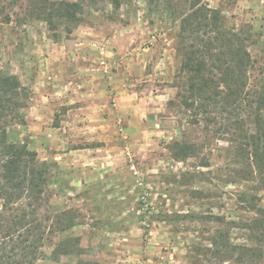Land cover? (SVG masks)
I'll return each mask as SVG.
<instances>
[{"label":"rangeland","instance_id":"1","mask_svg":"<svg viewBox=\"0 0 264 264\" xmlns=\"http://www.w3.org/2000/svg\"><path fill=\"white\" fill-rule=\"evenodd\" d=\"M95 1L78 26L50 29L35 0H0V70L27 89L25 124L9 138L50 168L41 201L25 205L44 231L35 264H264L208 249L214 231L246 218L238 197L252 183L182 101L183 44L197 40L181 39V20L195 0ZM198 2L246 39L261 77L264 0ZM174 140L204 147L178 161ZM249 233L232 228L229 242L264 246Z\"/></svg>","mask_w":264,"mask_h":264},{"label":"trees","instance_id":"2","mask_svg":"<svg viewBox=\"0 0 264 264\" xmlns=\"http://www.w3.org/2000/svg\"><path fill=\"white\" fill-rule=\"evenodd\" d=\"M35 2L38 18L50 29L58 22L69 29L78 26L83 20L84 6L96 4L95 0ZM124 2L110 0L114 10ZM198 4L195 0L193 10L181 20V39L186 40L190 32L197 40L193 45L183 44L182 101L194 111L195 123H204L211 132V140L226 143L221 148L233 154V162L240 165L238 172L245 174L243 181L252 183V187L245 185L246 190L238 197L246 218L231 219L228 230L214 231L208 249L227 259L237 251L243 256L261 257L264 246L235 245L229 242V236L230 229L237 227L249 230L251 238L264 244V196L257 192H264V72L252 79L256 59L246 39L240 32L225 28L219 10ZM26 90L16 75L0 70V264H35L43 254L42 224L25 205L33 207L41 201L50 168L39 164L37 151L27 143L9 138L14 122L25 124L21 109L27 106ZM203 147L186 140H174L167 145L172 158L178 161L197 156ZM201 166H209V161H203Z\"/></svg>","mask_w":264,"mask_h":264},{"label":"crops","instance_id":"3","mask_svg":"<svg viewBox=\"0 0 264 264\" xmlns=\"http://www.w3.org/2000/svg\"><path fill=\"white\" fill-rule=\"evenodd\" d=\"M112 109V108H111Z\"/></svg>","mask_w":264,"mask_h":264}]
</instances>
